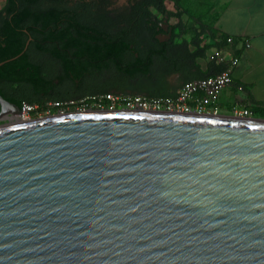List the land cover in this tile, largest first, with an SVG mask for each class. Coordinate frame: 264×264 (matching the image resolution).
<instances>
[{"label":"water","instance_id":"1","mask_svg":"<svg viewBox=\"0 0 264 264\" xmlns=\"http://www.w3.org/2000/svg\"><path fill=\"white\" fill-rule=\"evenodd\" d=\"M0 264H264V118L100 109L1 124Z\"/></svg>","mask_w":264,"mask_h":264},{"label":"trees","instance_id":"2","mask_svg":"<svg viewBox=\"0 0 264 264\" xmlns=\"http://www.w3.org/2000/svg\"><path fill=\"white\" fill-rule=\"evenodd\" d=\"M165 2L126 0L119 4L117 0H5L0 10V62H3L0 65V94L20 106L23 101L45 106L49 98L46 97L48 88L42 56L47 40L52 42V55L58 58L61 47L74 52L76 46L72 42L82 41L74 33L158 32L161 18L180 16V13L168 10ZM172 27L183 28V25L179 22ZM199 35L198 32L193 42H199ZM175 36L161 50H153L141 57L144 74L152 72L157 57L169 64V49L187 45V41L175 44ZM118 39L115 37V41ZM207 48H200L194 55H204ZM91 49L94 51L93 46ZM116 51L113 50L114 53ZM13 85L16 89L12 88ZM13 91H20L21 96L17 97Z\"/></svg>","mask_w":264,"mask_h":264},{"label":"crops","instance_id":"3","mask_svg":"<svg viewBox=\"0 0 264 264\" xmlns=\"http://www.w3.org/2000/svg\"><path fill=\"white\" fill-rule=\"evenodd\" d=\"M166 2L168 10L180 13L167 16L169 23L183 25L173 28L174 43L187 41V45L169 49V64L161 57L155 60L152 71L160 72L164 96H175L187 81L224 71L234 57H239L232 82L218 99V111L233 115L235 110L250 109L254 116L264 117V0H202L198 4L201 12L190 16L180 6L182 0ZM198 32L199 42H193ZM228 37L233 41L228 42ZM204 46L208 47L204 55H194ZM218 50L222 59H211L210 55Z\"/></svg>","mask_w":264,"mask_h":264},{"label":"flooded vegetation","instance_id":"4","mask_svg":"<svg viewBox=\"0 0 264 264\" xmlns=\"http://www.w3.org/2000/svg\"><path fill=\"white\" fill-rule=\"evenodd\" d=\"M170 32L174 33L172 25L162 19L158 32L74 33L82 41L72 42L76 46L74 52L61 47L58 58L52 55V42L47 40V48L42 56L48 88L46 97L49 98L46 103L60 101L68 104L69 111H75L82 104L93 106L97 95L109 92L164 96L166 91L161 83L160 72L144 74L141 57L153 50L159 51L164 44L171 42L173 35L169 38ZM115 37L120 39L115 41ZM113 45L116 47H112ZM98 46L102 47L96 49ZM113 50L117 51L114 53ZM12 88L16 89V85ZM13 93L17 97L21 96L20 91ZM13 103L20 107L18 103ZM35 105L39 110L44 107L40 103ZM1 109L0 105V111ZM12 109L13 107H8L6 111ZM14 120L15 116L11 112L5 113L0 116V125Z\"/></svg>","mask_w":264,"mask_h":264},{"label":"built area","instance_id":"5","mask_svg":"<svg viewBox=\"0 0 264 264\" xmlns=\"http://www.w3.org/2000/svg\"><path fill=\"white\" fill-rule=\"evenodd\" d=\"M228 42L233 38L228 37ZM249 45V43H247ZM220 50L210 55L213 60L222 59ZM240 59L234 57L231 65L224 71L205 78L190 80L185 82L177 91L175 96H146L143 94H116L113 92L97 95L94 98V105L82 104L75 112H84L90 110H130V111H169L179 113H219L218 99L222 90L232 82L233 67L237 66ZM21 113L15 116V119L30 121L33 119L49 117L52 115H62L70 113L68 104L60 101L46 103L42 109L37 105L23 101ZM234 116L256 117L250 109L235 110ZM38 116V117H37ZM37 117V118H36Z\"/></svg>","mask_w":264,"mask_h":264},{"label":"rangeland","instance_id":"6","mask_svg":"<svg viewBox=\"0 0 264 264\" xmlns=\"http://www.w3.org/2000/svg\"><path fill=\"white\" fill-rule=\"evenodd\" d=\"M117 1H118L119 4H123V3H125L126 0H117ZM201 1L202 0H182L183 3L180 4V6L190 16L193 13H200L201 12V10L198 7V4ZM166 4H167V2H166ZM4 5H5V0H0V9H2L4 7ZM170 21H171V19H170ZM188 27H189V29H191L192 26L191 25H188Z\"/></svg>","mask_w":264,"mask_h":264},{"label":"bare ground","instance_id":"7","mask_svg":"<svg viewBox=\"0 0 264 264\" xmlns=\"http://www.w3.org/2000/svg\"><path fill=\"white\" fill-rule=\"evenodd\" d=\"M15 121V120H14ZM14 121H12L14 123Z\"/></svg>","mask_w":264,"mask_h":264}]
</instances>
